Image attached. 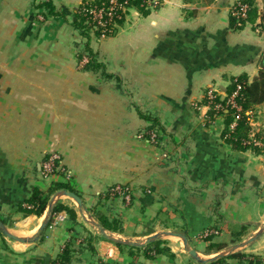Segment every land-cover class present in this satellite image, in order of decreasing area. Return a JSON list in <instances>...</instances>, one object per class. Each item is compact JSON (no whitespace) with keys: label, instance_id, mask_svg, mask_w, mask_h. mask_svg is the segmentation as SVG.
<instances>
[{"label":"crops","instance_id":"0c3cea01","mask_svg":"<svg viewBox=\"0 0 264 264\" xmlns=\"http://www.w3.org/2000/svg\"><path fill=\"white\" fill-rule=\"evenodd\" d=\"M83 1L51 0L57 15L46 18L31 0H0V221L31 238L0 233V264H56L68 245V264H199L187 250L207 260L248 240L264 223V158L224 142L225 118L209 116L207 96L224 100L236 78L264 72L259 19L237 23L231 12L244 0H156L145 15L129 8L113 35L89 43L115 77L102 79L78 61L84 41L72 23ZM249 1L260 14L264 0ZM140 114L159 122L158 146L142 138L149 123ZM245 115L264 141V103ZM51 154L67 178L42 176ZM53 183L81 208L60 197L75 221L50 215L39 232L56 192L40 216L27 201ZM115 185L130 189L129 202L105 195ZM86 217L119 229L102 235ZM163 232L187 246L161 236L165 252L148 258L141 249L150 243L119 248L105 237L142 243ZM232 254L205 264H264V231Z\"/></svg>","mask_w":264,"mask_h":264},{"label":"trees","instance_id":"16d2710c","mask_svg":"<svg viewBox=\"0 0 264 264\" xmlns=\"http://www.w3.org/2000/svg\"><path fill=\"white\" fill-rule=\"evenodd\" d=\"M33 8L35 10H40V13L44 17H54L56 16L55 8L53 7L51 0H31ZM106 0H94L91 3H89L91 6H99L100 2H105ZM148 1L150 0H129V8H134L137 12H139L141 15H145L148 7L150 6L148 4ZM89 1L84 0L82 3H80L75 11H74V21L72 23L74 29L78 32L79 36L84 39L83 44L81 45L80 54L78 56V61L80 62L83 58L86 59V62L82 64V70L97 73L102 79H111L115 78L113 75H109L105 72L104 65L98 61L96 55L92 52L89 43H90V36L87 34V29L90 28L93 30L91 24L88 22L85 16L82 15L81 9L87 5ZM241 4H244L248 7L246 18L244 21H255V19H259V27L264 31V9L260 12V14H257L258 10L254 7H251V3L249 0H244L241 2ZM43 11V12H41ZM244 21H241L240 24ZM118 22V21H117ZM238 23V20H237ZM94 31V30H93ZM94 33L98 36H100L99 32L94 31ZM237 84H240L242 86V90L239 93V96L236 98V103L241 108V113L239 114L238 118H235V113L232 109H229V107H225V101L230 96H227L224 100H219L216 96L214 99L210 102V111L209 116L213 115H222L225 118V130L222 134V138L224 142L229 145L233 150L236 151H244L247 149H251L255 153L261 155L264 158V148L254 146L250 141L251 138H254L256 141L264 142L262 137L256 136L255 134H252L251 129L248 125V118L245 115L246 111L251 110L254 106L264 103V72H260L256 78L252 80L251 83H247V81L243 78H236L233 81L232 90L233 91ZM220 104L223 108L222 110H214V105ZM141 117L149 123V126L146 127L142 138L147 139L149 141L150 136L154 135V141L155 146H158L160 144V138L159 134L160 131H162V128L160 127L159 122L157 119L150 115L140 114ZM234 123V127L232 130H229V126ZM49 155H47L44 159H46ZM58 165V162L55 163V166ZM62 167V166H61ZM118 185L110 187L106 192L105 195L108 197H115V194H113L112 190ZM122 190H125L127 193H129L131 197L130 189H128L127 186H119ZM65 190L68 192H71L72 190L69 189L67 185L59 184V183H53L47 190V193H42L39 189L33 188L32 189V195L30 199L27 201L29 208L27 213H33L37 216H40L43 211L45 210L47 200L50 195L54 194L57 191ZM73 193V192H71ZM64 212L70 221H75V213L72 209L68 208L67 206H63L61 203H56L51 210V217H53L55 214ZM99 223L101 224V227L105 230H116L119 229L117 226L118 224L114 222H108L104 218L100 217ZM4 224V222H2ZM5 225V224H4ZM245 228L243 227L240 229L238 233H234L233 237L239 238ZM161 241L156 240L149 245L145 246L141 250L144 254H146V257L149 258L148 253L151 255H157L165 252V250L160 248ZM119 248L125 247L123 245H118ZM138 250V249H137ZM72 253V250L70 246H66V248L61 252V254L56 259V264H68L70 255ZM236 256H239V254H232L229 256V258H234ZM224 259H219L218 261H223ZM103 264V263H98ZM212 264V263H210Z\"/></svg>","mask_w":264,"mask_h":264},{"label":"built area","instance_id":"2783aa9c","mask_svg":"<svg viewBox=\"0 0 264 264\" xmlns=\"http://www.w3.org/2000/svg\"><path fill=\"white\" fill-rule=\"evenodd\" d=\"M86 6H84L81 9L82 15L86 17L88 22L91 24L94 31L99 32L101 36H107L110 35L113 31V29L116 26L117 21L121 20L122 17L125 15V13L128 10L129 0H106L105 2H100L99 6H91L89 3H91L94 0H88ZM156 0H150L148 1V4L152 6V4L155 5ZM248 7L244 4H237L231 14L233 17L238 20V23L240 24L241 21H244L246 18ZM39 20H42L41 17H38ZM83 62H86V59L83 60ZM242 90V86L240 84H237L232 94L227 98L225 101V107H229V109H232L235 113V118L237 119L239 114L241 113L240 106L236 103V98L239 96L240 91ZM215 95L211 94V92L208 93L207 99L208 104L210 105V101L214 99ZM222 106L220 104L214 105V110H222ZM234 127V123H232L229 126V130H232ZM150 143L155 144L154 141V135L150 136L149 139ZM254 146L262 147L264 148V142L256 141L254 138H251L250 141ZM58 162V165L55 166V163ZM66 171L61 167L60 158L56 154L49 155L46 159L42 162V176L44 178L53 176V175H61L64 176ZM65 175V176H66ZM67 178V176H66ZM113 194L118 197H122L126 202H129L130 195L125 190H122L119 188V186H116L112 190ZM56 219L59 221H64V216L57 215Z\"/></svg>","mask_w":264,"mask_h":264},{"label":"water","instance_id":"95a60500","mask_svg":"<svg viewBox=\"0 0 264 264\" xmlns=\"http://www.w3.org/2000/svg\"><path fill=\"white\" fill-rule=\"evenodd\" d=\"M60 197H67L69 199H71L78 208H81V200L79 199V197L77 195H75L74 193L65 191V190H60L58 192L55 193V195L52 198L51 203L48 206V210H47V216L45 218V220L43 221V223L40 225L39 227V232H42L48 225L49 223V219H50V215H51V210L52 207L54 206V204L56 203V201L60 198ZM86 222H88L89 224L95 226L98 228L99 232L102 235H105L104 231L102 228H100L90 217H86L84 218ZM264 231V223L263 226L252 236L250 237L248 240H246L245 242H242L240 244H236L234 246H232L231 248L225 250L224 252H221L219 254H217L215 257L207 259V260H201L196 252L194 250H187L188 255L195 260L196 262H198L199 264H205L207 262H212L224 257L229 256L230 254H232L233 252H235L237 249H240L244 246H246L247 244H249L250 242L254 241L262 232ZM0 233L7 239L18 242V243H27L31 240V238H19L17 236H15L14 234H12L4 225L3 223L0 221ZM161 236H174V237H178L182 240L183 245L186 247L187 246V240L184 236L180 235V234H175V233H169V232H163V233H158L155 234L149 238H147L144 242L142 243H136V242H129V241H125V240H118L114 237H109V236H105L107 238V240L114 242L116 244H120V245H125V246H130V247H142L146 244L152 243L153 241L157 240L159 237Z\"/></svg>","mask_w":264,"mask_h":264},{"label":"rangeland","instance_id":"374dc122","mask_svg":"<svg viewBox=\"0 0 264 264\" xmlns=\"http://www.w3.org/2000/svg\"><path fill=\"white\" fill-rule=\"evenodd\" d=\"M152 6H154V4H152ZM150 7V6H149ZM129 9V8H128ZM38 11V10H37ZM114 30V29H113ZM113 32V31H112ZM115 33V32H114ZM87 34L90 36V40L92 41V40H94L95 42H96V40L97 39H99V36L98 35H96L95 33H94V31L92 30V29H90V28H88L87 29ZM110 35H113L112 33L110 34ZM82 39V38H81ZM82 41V40H81ZM83 41H84V39H83ZM83 60H85L84 58L79 62V64L81 65V64H83L84 62H83Z\"/></svg>","mask_w":264,"mask_h":264}]
</instances>
